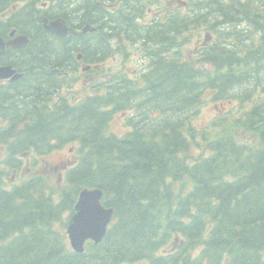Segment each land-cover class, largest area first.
<instances>
[{
    "label": "trees",
    "instance_id": "obj_1",
    "mask_svg": "<svg viewBox=\"0 0 264 264\" xmlns=\"http://www.w3.org/2000/svg\"><path fill=\"white\" fill-rule=\"evenodd\" d=\"M168 1L0 0V35L28 36L31 61L0 89V264H264V0ZM135 55V80L104 65ZM82 66L76 100L65 73ZM207 96L230 109L199 128ZM128 112L131 131L112 133ZM70 144L63 176L39 164ZM88 188L114 219L76 253L66 228Z\"/></svg>",
    "mask_w": 264,
    "mask_h": 264
},
{
    "label": "water",
    "instance_id": "obj_2",
    "mask_svg": "<svg viewBox=\"0 0 264 264\" xmlns=\"http://www.w3.org/2000/svg\"><path fill=\"white\" fill-rule=\"evenodd\" d=\"M46 30L59 36L67 34V28L59 21L47 25ZM88 30L89 28L87 27L85 31ZM28 43V37L21 36L8 44L14 47L25 48ZM4 45L3 40L0 38V48H4ZM9 69L0 68V79L7 78L13 73ZM5 72H9V74H5ZM15 78L18 79L19 76ZM103 195L102 190L89 188L84 189L80 193L73 217L67 227V234L71 245L77 253L84 252L86 241L92 240L98 244L104 239L107 233L114 211L111 208H106L102 204Z\"/></svg>",
    "mask_w": 264,
    "mask_h": 264
},
{
    "label": "rangeland",
    "instance_id": "obj_3",
    "mask_svg": "<svg viewBox=\"0 0 264 264\" xmlns=\"http://www.w3.org/2000/svg\"><path fill=\"white\" fill-rule=\"evenodd\" d=\"M207 34H203L200 39L195 40L188 50H197L201 48L203 45L210 42H205V37ZM212 40V39H211ZM107 67H112L116 70L123 69L125 72H127L130 76V78L135 79L137 76H140L141 73L144 71L143 65V59L140 55H135L133 57H130L129 60L125 63L123 67V59L122 58H115L113 60L107 61L105 64ZM83 72L80 71L79 73H76L75 76L79 81V84H76L75 90L77 91V98L76 100H79L82 98V95H78L81 91H83L84 83L86 82L87 76H84L82 74ZM205 104L202 107L200 113L195 118V124L197 127H207L215 118L218 116H222L225 112L227 113L230 108H228L226 103H214L210 100V97H205ZM126 114L120 115L117 114L115 118L113 119L111 125H110V131L112 133H115L118 136H122L121 134L125 131V126L127 123V120L125 119ZM74 146L73 144L67 145L66 148L57 151L56 153H53L51 156H44L45 158H42V162L40 163L45 165V170H48L49 167L57 166V170L55 173H59L61 176L64 175V172L66 169H68L69 165H66L64 167H61L64 164H67L70 160H72V153H74ZM194 154L195 151H193ZM60 165V167L58 166ZM17 182V180H16Z\"/></svg>",
    "mask_w": 264,
    "mask_h": 264
},
{
    "label": "flooded vegetation",
    "instance_id": "obj_4",
    "mask_svg": "<svg viewBox=\"0 0 264 264\" xmlns=\"http://www.w3.org/2000/svg\"><path fill=\"white\" fill-rule=\"evenodd\" d=\"M13 33L14 35H12ZM21 35L24 34L18 33L16 30H13L12 32L8 33L6 37H3L1 35L0 36L5 43H9L10 41L19 38ZM25 49L26 48L14 47L8 44H6L4 48H0V68H10L9 70L13 72L7 78L0 79V89H10L12 87L16 89L15 86H17V84L20 81L24 80L25 77H27L26 71L28 70L25 67L31 61H29L28 58L25 57V53L23 52V50ZM78 61H82V60H80L78 57ZM81 69H83V66L79 70ZM44 71H47V68H44ZM35 73L37 74L38 71H36ZM5 74H9V72H5ZM20 75L21 77L19 79L15 78L16 76H20ZM65 76L68 77L70 80L73 78V75L70 72L65 73ZM1 92L2 91L0 90V93ZM54 93L56 94V92ZM61 94H65L67 97H70V93L65 89L61 90ZM54 100H55L54 104H56L57 99L55 98ZM7 123H9V121L6 122L4 118L0 117V129L5 128L7 126ZM0 151L1 153H6L5 147L3 145H0ZM17 179L18 177L14 175L11 181L15 183ZM6 182L8 185V179L6 180ZM7 189H9V185Z\"/></svg>",
    "mask_w": 264,
    "mask_h": 264
},
{
    "label": "bare ground",
    "instance_id": "obj_5",
    "mask_svg": "<svg viewBox=\"0 0 264 264\" xmlns=\"http://www.w3.org/2000/svg\"><path fill=\"white\" fill-rule=\"evenodd\" d=\"M8 32H9V31H8ZM8 32H7V33H8ZM178 50H179V49H178ZM180 54H181V52H180ZM5 184H6V187H8L6 180H5Z\"/></svg>",
    "mask_w": 264,
    "mask_h": 264
}]
</instances>
